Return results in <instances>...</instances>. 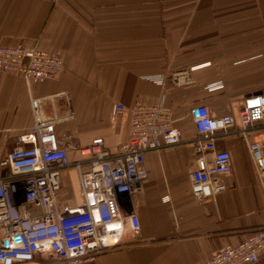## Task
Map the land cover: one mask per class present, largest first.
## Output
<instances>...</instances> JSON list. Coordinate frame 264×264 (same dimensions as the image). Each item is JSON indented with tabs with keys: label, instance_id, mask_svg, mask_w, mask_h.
Here are the masks:
<instances>
[{
	"label": "crops",
	"instance_id": "crops-1",
	"mask_svg": "<svg viewBox=\"0 0 264 264\" xmlns=\"http://www.w3.org/2000/svg\"><path fill=\"white\" fill-rule=\"evenodd\" d=\"M19 44L60 56L64 70L29 87L19 75L0 72L1 157L33 126L31 100L63 92L69 101L56 98L53 109L63 115L68 106L73 116L56 134L72 136V163L85 160L81 148L94 139L115 152L129 136L136 102L162 98L183 132L182 144L145 154L142 190L122 200L125 215H138L139 233L124 230L119 248L88 264H204L264 227V187L237 134L240 106L264 97V0H0V47ZM184 70L192 85L161 87L149 79ZM118 103L127 110L113 118ZM200 105L211 117L235 118V131L215 139L232 157L227 191L209 203L193 198L189 180L198 161L190 111ZM43 110L53 111L48 102ZM257 129L250 141H264ZM70 176L77 193V177ZM255 264H264V253Z\"/></svg>",
	"mask_w": 264,
	"mask_h": 264
},
{
	"label": "built area",
	"instance_id": "built-area-1",
	"mask_svg": "<svg viewBox=\"0 0 264 264\" xmlns=\"http://www.w3.org/2000/svg\"><path fill=\"white\" fill-rule=\"evenodd\" d=\"M63 68L60 56L37 47H0V72L19 75L26 87L55 79ZM149 79L161 87L193 84L187 70ZM68 97L63 92L32 99L33 126L17 138L9 154L0 156V264H88L119 248L126 225L134 236L141 230L138 215L123 213L122 200L142 190L148 176L145 154L183 142V132L174 125L162 98L152 105L136 102L129 109V136L115 152L104 149L102 139H94L81 148L85 160L72 163L68 152L77 150L72 136L56 134L57 125L72 119V110L67 106L58 115L53 109L54 99L68 102ZM45 102L52 107L50 115L44 113ZM244 103L238 111L237 134L247 141L264 187V141L249 140L258 125L264 129V97L254 96ZM114 108L113 118L127 110L119 103ZM190 117L197 132L191 143L198 159L189 174L191 193L198 202L209 203L227 191L232 157L218 151L215 139L235 131V118L211 117L203 105L193 108ZM71 173L77 177V193ZM260 253H264V227L238 245L220 248L204 264H255Z\"/></svg>",
	"mask_w": 264,
	"mask_h": 264
},
{
	"label": "bare ground",
	"instance_id": "bare-ground-1",
	"mask_svg": "<svg viewBox=\"0 0 264 264\" xmlns=\"http://www.w3.org/2000/svg\"><path fill=\"white\" fill-rule=\"evenodd\" d=\"M125 229H129V226H128V225H126V226H125ZM129 231H130V229H129Z\"/></svg>",
	"mask_w": 264,
	"mask_h": 264
},
{
	"label": "rangeland",
	"instance_id": "rangeland-1",
	"mask_svg": "<svg viewBox=\"0 0 264 264\" xmlns=\"http://www.w3.org/2000/svg\"><path fill=\"white\" fill-rule=\"evenodd\" d=\"M33 212H38V211H34V210H32Z\"/></svg>",
	"mask_w": 264,
	"mask_h": 264
}]
</instances>
